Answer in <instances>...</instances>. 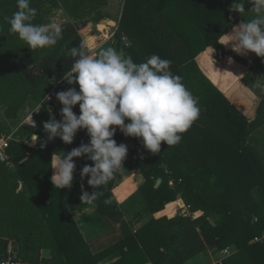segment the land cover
I'll return each mask as SVG.
<instances>
[{
  "label": "trees",
  "instance_id": "trees-1",
  "mask_svg": "<svg viewBox=\"0 0 264 264\" xmlns=\"http://www.w3.org/2000/svg\"><path fill=\"white\" fill-rule=\"evenodd\" d=\"M124 4L126 11L118 20V30L105 43L109 41L117 53L131 56L138 64L153 54L171 60L170 71L180 76L183 84L182 69L194 67L192 61L207 48L226 54L219 39L227 36L234 26L249 22L241 19V12H255L251 0H124ZM240 4L244 5L242 11ZM105 5L106 0H31L30 6L37 10L31 23L49 24L47 12L52 9H62L74 21L61 27V37L54 46L31 50L8 30L5 18L17 11L16 0H0V108L4 109L7 119L16 118L29 99L39 103L53 87L57 92L70 87L78 90L76 84L69 85L63 79L74 59L66 46L78 35L77 26L86 24L84 18L88 11L93 13L96 25L93 30L100 33V38H106L112 25L99 22L108 18L101 9ZM122 34L130 41L124 50ZM82 48L88 51L84 43L74 49ZM233 59L246 65L250 72L257 69L264 72V57L257 56L254 64L236 54ZM190 72L191 69L192 80H197ZM214 96L210 99L224 103H206L199 118L181 134L178 144L168 146L161 141L160 153L152 154L143 146L141 138L131 137L134 141L131 156L146 178L139 193L147 199L148 210L159 209L157 205L175 200L180 193L192 210L204 211L197 219L181 214L162 227L170 244L162 264H172L171 251L176 246L181 250L178 255L188 260L206 247L220 252L231 245L236 251L219 264H264V137L257 134L264 125V88L259 89L261 101L252 121L240 116L222 94ZM73 112L79 115L78 104ZM50 115L57 121L61 119L59 113H52L44 105L36 116V128L25 125L22 129L40 137L35 147L11 141L7 148L10 160L0 162V259L8 256L9 246L13 244L18 248L15 258L25 264H142L148 261L156 264L143 241L132 257L110 247L94 250L75 222L71 223L67 210L57 206L53 211L47 207L41 214L30 191L25 187L18 190L19 169L33 163L37 170L31 177L41 175L51 181V154L61 151L66 154L89 142L84 129L77 131L71 144H65L59 137L48 140L43 123ZM3 127L0 122V133ZM125 137L117 129L113 139L119 144ZM73 160V183L70 188H64L70 207L79 209L89 204L80 200L82 188L89 194L96 191L100 194L91 203L99 213L112 218L117 211L112 187L119 170L105 185L94 189L88 185L87 176L80 177L82 167L93 162L84 156ZM181 164L185 171L180 169ZM158 178L162 181L155 187ZM56 190L57 195H64L63 188ZM209 217L214 219L212 224L208 222ZM122 225L128 227L125 223ZM44 250L49 251L48 257L42 256Z\"/></svg>",
  "mask_w": 264,
  "mask_h": 264
},
{
  "label": "clouds",
  "instance_id": "clouds-1",
  "mask_svg": "<svg viewBox=\"0 0 264 264\" xmlns=\"http://www.w3.org/2000/svg\"><path fill=\"white\" fill-rule=\"evenodd\" d=\"M30 3L31 0H16L17 11L5 18L9 32L31 50L54 46L61 37V27L54 23H31L37 10ZM251 6L256 18L234 26L222 44L231 42L238 54L251 51L264 57V0H251ZM239 10H244L243 4ZM71 53L73 63L63 79L69 85L76 84L78 90L70 87L56 93L55 98L62 105L61 119L57 121L50 115L43 129L48 140L59 137L65 144H71L81 129L86 130L90 139L66 154L63 151L52 154L50 167L56 171L51 181L58 189L71 187L74 157L84 156L93 162L82 167L80 177L87 176L88 185L94 189L105 185L123 167L127 146L113 139L117 129L125 136L141 138L143 146L155 154L160 153L161 141L168 146L178 144L181 134L199 118L198 102L181 77L170 71L171 60L153 54L138 64L112 47L100 50L95 56L83 48L72 49ZM257 86L264 88V82ZM77 104L79 115L73 112ZM32 113L29 119L36 128ZM26 142L34 145L40 142V137L34 132ZM99 194L96 191L89 194L82 188L80 200L91 203Z\"/></svg>",
  "mask_w": 264,
  "mask_h": 264
},
{
  "label": "crops",
  "instance_id": "crops-1",
  "mask_svg": "<svg viewBox=\"0 0 264 264\" xmlns=\"http://www.w3.org/2000/svg\"><path fill=\"white\" fill-rule=\"evenodd\" d=\"M114 24L116 25V21ZM123 35L125 36V34ZM224 38L225 37L221 38V41L224 40ZM106 41L107 40H104V42ZM222 43L224 42L222 41ZM124 44V46L128 45V43ZM101 45H104L103 42L100 43V46ZM87 47L86 48L89 49V54L93 56L97 55L96 51L99 46H96V49L90 48L89 46ZM90 49H93V52H91ZM225 49L227 50L226 45ZM118 54L123 55L122 52ZM219 61L223 62V65L222 63H219ZM195 63L198 65V68L194 65L195 68L193 69V75L194 79L196 78L198 83L201 82L198 80V70L201 69L203 73L205 72V75L208 73V76L206 77L208 80L206 82L196 84L193 88H191L195 93V95L192 94L194 98H196V96L198 99L201 96L204 97L199 99L200 101L202 100L201 103L198 104L200 110L204 108L206 103L213 101L210 99L211 97H215L214 95H219L220 93L224 98H226L229 105L234 106L240 116L242 115L246 121L254 120L261 101L258 92L260 87L257 86L256 80L255 83L253 82V77L251 80H248V76L251 72L246 65L233 59V55H222L212 48H207L200 52L192 61V64ZM56 101L57 100L55 99L53 101L54 103L49 106L54 114L59 113V110L62 107L59 101L58 103L60 106L58 107L55 103ZM215 101L217 104L220 102L224 103L219 99ZM36 104L37 103L33 100L29 99L24 107L19 111L18 116L14 119H7L4 115V109L0 108V122L5 126L0 133V137L12 135L11 141H16L29 147H35L36 144L33 145L30 142H26L30 138L32 132L22 130L23 127L28 124L21 125V122L28 116L31 109ZM37 115L34 116L36 125ZM260 129L261 128H259V130ZM21 131H26V134L22 135ZM257 134H259L258 131ZM198 135V138H200L201 132L198 133ZM120 143H124L127 146V154L125 159L122 161L123 167L119 169L112 187V198L116 202L117 206V211L113 214L112 218H107L103 214L99 213L93 203L86 205L91 208H85V206H83L79 209H72L69 205L70 203H68L70 201L66 198V191H64V188L62 190L64 195H57V187L52 184V181L42 178L41 175L33 178L31 177L33 172V175H36L37 170V167L33 163L18 170V174H20L21 177V180L18 182V190L25 187L30 191L41 214L47 207H50L53 211H56L57 206L67 210L68 213L66 214L70 216L71 223L73 224V222H75L82 232L84 239L88 242V245H90L94 250H103L110 247L109 249H116L120 254L130 253L132 257L134 251L142 247L143 241L145 242L149 253L154 257L153 261H155L156 264H162L163 256H165L163 254L170 250V244L167 242V235L164 230H162V227L170 219L177 218L181 216V214H184L191 219H197L204 211L201 208L192 210L190 205L186 203L180 193L177 195L175 200L166 202L160 206L157 205L159 209H155L154 211L148 210L147 199H145L144 195L139 193V188L142 186L146 178L140 172V169L134 161L133 163L126 165V162L128 161L127 159L131 156L134 141L130 136H127ZM7 154L9 157L6 161H9L10 155L8 152ZM9 165L10 167H13V163H9ZM179 167L185 171L182 164ZM55 171L56 170L54 168L50 167V177H52ZM26 175L29 177H26ZM161 181L162 179L158 178L155 183V187H157ZM170 184H173L172 180H170ZM47 191L49 194H46ZM52 193L54 194L52 195ZM76 214L78 216H76ZM213 220L214 219H211V217L208 218V222L210 224L213 223ZM124 223L128 225L127 228H124L122 225ZM94 230H100V232L93 233ZM197 231H200L199 227L197 228ZM182 245H184V242H182ZM15 247L17 248V246L10 244V253H8V255L11 256L17 253L18 248L14 251ZM223 250L225 252H223ZM223 250L215 252L211 247H206V249L194 257L184 260L181 255H178L181 250L176 246L171 251V262L172 264H219L223 258L234 253L236 248L231 245ZM48 253V250L41 252L43 257H48ZM142 264H154V262L148 261Z\"/></svg>",
  "mask_w": 264,
  "mask_h": 264
},
{
  "label": "rangeland",
  "instance_id": "rangeland-1",
  "mask_svg": "<svg viewBox=\"0 0 264 264\" xmlns=\"http://www.w3.org/2000/svg\"><path fill=\"white\" fill-rule=\"evenodd\" d=\"M101 9H102L103 12H105V14L108 15V18L107 19L100 20V23L106 24L107 26L110 25V24L112 25L108 29V33H107V36H106V38H109L110 35H111V32L114 29V27H113V25H115L114 22L116 21V25H115V29H114V31L116 32L118 30V22H117V20L120 19V18H122L121 16L126 11L125 4H124V0H106V5L103 6ZM256 16H257V13H255V12H251L250 13V12L243 11V12L240 13V17H241V19L243 21L244 20H246V21L253 20V19L256 18ZM47 19L49 20V24H53L54 23V24L59 25L60 27L64 26V24H66L67 22H74V21H72V19L68 15H66L64 13V11L62 9H52L50 12H47ZM92 19H93V13L88 11L86 13V15H85V18H84V21H86V24L85 25L79 24L78 26L76 24V26L78 28V34H80L84 38V42H83L84 45L86 47L89 46L90 48H95L96 46H99V47H97L98 49L96 51V54L100 50H102V49H106L108 47L114 48V45H112L109 41L107 43L104 42V40L106 38H100V33L98 31H96V30L94 31L93 30L96 25H95V22H93ZM121 25L122 26L124 25V20H123V22H121ZM125 36H126L127 39L125 41H123L122 40V36H121V40H122V42H124V43L127 44L130 41H129V38L127 37L126 34H125ZM223 37H225V38L222 41L225 42L226 39H227V36L224 35L221 38H223ZM221 38L219 39V41L222 44ZM85 41H86L87 44L85 43ZM102 42H103V44L104 43L105 44L100 46V43H102ZM222 45L224 47V50L227 52L226 55H233V53L234 54H238L235 51H233V49L231 47V42H229V44H225L226 47H227V50L225 49V45L224 44H222ZM95 49H94V51H95ZM90 50H91V52H93V49H90ZM118 53H120V52H118ZM219 53H221V52H219ZM221 54L224 55V53H221ZM238 55L239 56H243L244 58H246L247 60H249L252 64H254L255 59L257 57V55L255 53L251 52V51L247 52V54H238ZM219 63H222V65H223V62H220L219 61ZM194 65H195V67L198 68V65L196 63ZM195 67L188 66V67L182 69V72H183L182 74H183V76L185 78V84L184 85H185V87L187 89L191 90V92L194 95H195V93H194L193 89H191V88H193L196 84L204 83L205 80H208V78L206 79V77L208 76V73L206 72L207 75H205V72L203 73V71L201 69H199L201 73H199V75H198V80H200L201 82L198 83L197 80H192V78L189 76V70L191 69L190 75L191 76H194L193 75V69ZM248 77H249L248 80H251L252 77H253V82L255 83V80H256L257 85L258 84H261V82H264V72H262L260 69H257V71H255L254 73L251 72ZM260 78H261V80H260ZM258 92H259V90H258ZM201 98H204V97L201 96L199 99H201ZM43 99L44 98L41 99V101L39 102V104H41V102L43 101ZM195 99L197 100L198 104L201 103V101H202V100L200 101L197 98V96H196ZM211 102L214 103V104L216 103L215 100H213ZM55 103H56V105L58 107L60 106L59 103H58V101H56ZM261 111H262V109H261ZM258 133L259 134H262V137H264V125H263V129L261 128L258 131ZM261 154H262V152H261ZM127 160H128L127 161L128 163L126 162V165L133 163L132 156H130ZM33 174H34V172L32 173V176H33ZM85 208H91V207L85 205ZM76 216H78V215L76 214ZM97 232H100V230H94L93 233H97Z\"/></svg>",
  "mask_w": 264,
  "mask_h": 264
},
{
  "label": "built area",
  "instance_id": "built-area-1",
  "mask_svg": "<svg viewBox=\"0 0 264 264\" xmlns=\"http://www.w3.org/2000/svg\"><path fill=\"white\" fill-rule=\"evenodd\" d=\"M114 29H115V25H113ZM112 27V28H113ZM111 32V35L109 38H106L105 40H109L114 34H115V31ZM127 38L126 36H122V40L125 41ZM56 89L55 87H53L51 90H49L47 92V94L44 96V97H48V99H43V101L41 102V104L37 103L30 111V113L28 114V116L21 122V125L22 124H28L29 126H31V121L29 119L30 117V114L33 112V111H39L41 109L42 106L44 105H47V106H50L52 105L54 102V100L56 99ZM39 112H34L32 113V116H31V119L35 122L36 124V121H35V118L34 116L37 115ZM12 139V135H6V136H1L0 137V161H6L8 159V154H7V148L9 147V144H10V141ZM223 252H225L223 250ZM0 264H25L24 262H22L20 259H17L15 258L14 255H8L6 258H1L0 259Z\"/></svg>",
  "mask_w": 264,
  "mask_h": 264
},
{
  "label": "water",
  "instance_id": "water-1",
  "mask_svg": "<svg viewBox=\"0 0 264 264\" xmlns=\"http://www.w3.org/2000/svg\"><path fill=\"white\" fill-rule=\"evenodd\" d=\"M84 42V38L83 36H81L80 34H78L75 38H73V40L66 46L67 50H72L74 48H76L78 45L82 44ZM125 49V46H123V50ZM16 247L14 248V251H16Z\"/></svg>",
  "mask_w": 264,
  "mask_h": 264
}]
</instances>
